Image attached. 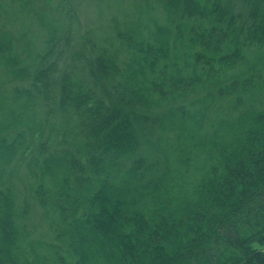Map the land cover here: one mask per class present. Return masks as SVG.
Returning a JSON list of instances; mask_svg holds the SVG:
<instances>
[{"label": "trees", "instance_id": "obj_1", "mask_svg": "<svg viewBox=\"0 0 264 264\" xmlns=\"http://www.w3.org/2000/svg\"><path fill=\"white\" fill-rule=\"evenodd\" d=\"M165 6L108 46L47 0L40 47L0 28V75L27 84L0 99V264H264V0Z\"/></svg>", "mask_w": 264, "mask_h": 264}, {"label": "rangeland", "instance_id": "obj_2", "mask_svg": "<svg viewBox=\"0 0 264 264\" xmlns=\"http://www.w3.org/2000/svg\"><path fill=\"white\" fill-rule=\"evenodd\" d=\"M25 5H21L22 0H0V28H7L9 30H19L23 26L25 30V40H33L35 44L40 47L41 45V32L38 28L36 20L30 22V19L26 18L29 11H33V8H37L38 4H42L44 0H33V4L28 3V0H24ZM51 7L54 9L51 16L57 19L66 28L70 27L77 30L75 34L76 41L75 46L79 44L84 38L83 36L90 37L94 40V43L108 46L109 41L106 37L113 35L115 27L117 26L121 31L130 28V31L136 32L137 35H144V31L154 32L155 26L161 25L167 16L165 12L166 0H47ZM235 7L240 6V2L234 3ZM66 10L69 18H66L62 11ZM38 10V9H37ZM6 12L9 15H6ZM46 12V13H47ZM25 21L27 23H25ZM27 24V25H26ZM3 25V26H2ZM142 29H141V28ZM136 35V36H137ZM34 37V38H33ZM79 75L86 76L85 71H80ZM2 80V82H1ZM27 84L19 80L5 82L0 75V99L10 101L11 91L15 88L25 87ZM160 109H158L159 111ZM36 111H40V106L36 108ZM157 111V112H158ZM39 135L34 137L35 147L39 141ZM26 157V156H25ZM25 162V161H24ZM24 162L17 161V166L13 172L11 180L15 183L14 190L20 191L21 196L18 198V205L22 206L20 200L27 195V186L29 183H34L31 174L27 171ZM26 177V178H25ZM32 200V199H31ZM31 204L30 211L26 216V225L31 229V232L37 236V234H44L46 226L43 221L44 216L41 214L42 210L40 206L34 201H29ZM41 232V233H40ZM46 236V235H45Z\"/></svg>", "mask_w": 264, "mask_h": 264}]
</instances>
